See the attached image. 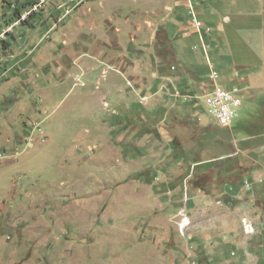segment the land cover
I'll return each instance as SVG.
<instances>
[{
	"label": "rangeland",
	"instance_id": "obj_1",
	"mask_svg": "<svg viewBox=\"0 0 264 264\" xmlns=\"http://www.w3.org/2000/svg\"><path fill=\"white\" fill-rule=\"evenodd\" d=\"M15 1L0 264H264V87L230 83L229 128L172 95L180 61L204 60L170 40L183 0H49L10 24Z\"/></svg>",
	"mask_w": 264,
	"mask_h": 264
},
{
	"label": "crops",
	"instance_id": "obj_2",
	"mask_svg": "<svg viewBox=\"0 0 264 264\" xmlns=\"http://www.w3.org/2000/svg\"><path fill=\"white\" fill-rule=\"evenodd\" d=\"M182 3L187 13L191 4L197 18L211 31H197L190 22L182 20V15L173 23L176 32L170 38L172 44L186 45L187 50L199 52L204 60L191 59L186 63L176 55L175 60L178 58L189 73L178 78L180 88L174 87L172 95L197 107L192 96L210 91L212 82L208 77L212 70L218 74V83L226 88L236 86L230 85L233 80L246 84L242 90L248 88L252 93L264 87V0H183ZM209 52L214 63L209 60ZM204 66L208 67V73L202 71Z\"/></svg>",
	"mask_w": 264,
	"mask_h": 264
},
{
	"label": "built area",
	"instance_id": "obj_3",
	"mask_svg": "<svg viewBox=\"0 0 264 264\" xmlns=\"http://www.w3.org/2000/svg\"><path fill=\"white\" fill-rule=\"evenodd\" d=\"M49 0H38L34 3L32 11L44 7ZM31 7L29 14L31 12ZM188 13L190 15V23L197 30L204 29L207 33L211 30L204 26V24L197 18L191 4L188 5ZM206 48H204L205 50ZM218 74L211 71L208 80L211 83L210 91L201 95H193L192 99L196 100L197 104H202L208 116L213 119L219 126L229 128L235 118L238 117V111L242 106V99L240 96V89L237 86L230 88L223 87L218 83Z\"/></svg>",
	"mask_w": 264,
	"mask_h": 264
},
{
	"label": "trees",
	"instance_id": "obj_4",
	"mask_svg": "<svg viewBox=\"0 0 264 264\" xmlns=\"http://www.w3.org/2000/svg\"><path fill=\"white\" fill-rule=\"evenodd\" d=\"M36 3V0H16L14 3H8L11 9V17L9 23H13L14 20H20L22 12L27 11L30 7ZM24 22V21H23ZM10 47V43L7 41L0 42V56L3 55Z\"/></svg>",
	"mask_w": 264,
	"mask_h": 264
}]
</instances>
